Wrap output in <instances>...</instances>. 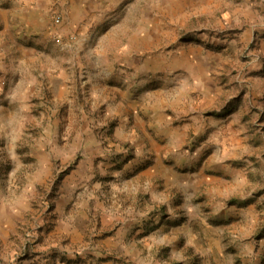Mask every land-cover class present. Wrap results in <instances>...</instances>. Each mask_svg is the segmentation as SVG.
<instances>
[{"label":"rangeland","instance_id":"obj_1","mask_svg":"<svg viewBox=\"0 0 264 264\" xmlns=\"http://www.w3.org/2000/svg\"><path fill=\"white\" fill-rule=\"evenodd\" d=\"M0 264H264V0H0Z\"/></svg>","mask_w":264,"mask_h":264}]
</instances>
